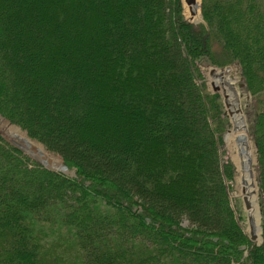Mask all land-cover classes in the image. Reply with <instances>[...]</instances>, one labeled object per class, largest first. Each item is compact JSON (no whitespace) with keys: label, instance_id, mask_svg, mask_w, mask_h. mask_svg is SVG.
<instances>
[{"label":"trees","instance_id":"obj_1","mask_svg":"<svg viewBox=\"0 0 264 264\" xmlns=\"http://www.w3.org/2000/svg\"><path fill=\"white\" fill-rule=\"evenodd\" d=\"M181 9L0 0V116L77 180L0 137V264H232L247 239L221 169L220 105L196 83L211 56L236 64L254 99L264 238V0H202L199 27Z\"/></svg>","mask_w":264,"mask_h":264},{"label":"rangeland","instance_id":"obj_2","mask_svg":"<svg viewBox=\"0 0 264 264\" xmlns=\"http://www.w3.org/2000/svg\"><path fill=\"white\" fill-rule=\"evenodd\" d=\"M201 3H202V0H199L198 10L200 13L201 21L197 24H194L186 16L185 7L187 8V5L184 3V0H181V7H182L181 15H182L183 19L195 27H199L203 23V19H202V15H201ZM197 67H198V70L201 74V81L196 80V83L200 86H203V90L206 94L208 93L209 95L214 96V98L216 100L215 103L218 106L220 105L219 113H217V117H219L217 122H220V124L219 123L218 124L221 125L222 128H221L220 132L216 134V140H217V144H218V148H219L218 151H219V156H220L221 169H222V166L224 167V165L230 166V171H229L230 180L227 181L226 178L224 177L225 186H226V190H227V196H228V200L230 203V207L233 211L235 224H236L237 228H239L240 231L246 236V239H247V243L245 245L238 246L236 248L235 252L237 254V258L234 260L231 257L232 264H264V248H263L264 238H263V234H262V228H261V232H259L261 241L257 242V244H254L249 239L247 216H246V212L244 210L243 201L240 197H236V195L239 194L238 189H237L238 184L236 181V167H235L233 160L231 158L232 151L228 148H225L224 141H223L224 134L229 132L230 129L232 128L231 122H230L231 119H230V115H229L230 108L226 107L224 102H223L224 99H223V94H222V90H221V88H222L221 85L212 83L213 82L212 78L209 76L210 73H212L211 67L215 68L216 69L215 71H217L218 74L221 76H224V75H222L224 73L225 74L229 73L228 77H230V79L233 82L232 87L235 88V90L237 91V93L239 95V100H240V105H241L240 110H241V113L243 114V117H244V121L246 124L245 126L247 129V135H248V138L251 142L250 144L253 148V157L255 159L254 164L252 165V169L255 172L256 186H257L256 202H257V206H258L259 211H260V205H259L260 190H259V186H258V172H257V162H256L257 156L255 153V146H254V142H253L252 135H251V129H250V126L252 125V121H253V117H254V111H253L254 99H253L252 95L249 92H247L245 88H243L241 86L242 80H241L240 74H239V67L236 64H233V63L231 64L230 62H229V64H227L225 62H222V60L218 59L217 57L211 56L208 58H204L200 62H198ZM214 86H215L216 92H214ZM8 124L10 126H12V124L10 122ZM21 132L23 133L22 130H21ZM26 137L29 141H32L28 136H26ZM4 141H6V140H4ZM43 150L46 153H48L49 155H51L52 157H55L61 161V159L59 157H57L56 155H53L52 153L46 151L44 148H43ZM28 158L32 162H34V163L40 165L42 168H44V166L42 164L34 161V159H32L31 157H28ZM61 163H62V161H61ZM50 167H51V170H47V171H50V172L57 174L59 176L66 177L67 179H69L71 181V183L72 182H74L75 184L77 183L76 182L77 181L76 180V174L74 176L68 177V176L60 173L59 170H56L55 168H53V166H50ZM81 187L85 188L86 186L82 185ZM131 209H132L131 207H127V209H125V210L129 213L131 211ZM141 218L143 219V216ZM260 224H261V211H260ZM179 227L183 230L182 233H191L187 229L188 223L186 221L183 220V222H181L179 224ZM181 239H183V238H181ZM251 247L253 248V251L250 255L249 249ZM257 253L259 254V256H257Z\"/></svg>","mask_w":264,"mask_h":264},{"label":"bare ground","instance_id":"obj_3","mask_svg":"<svg viewBox=\"0 0 264 264\" xmlns=\"http://www.w3.org/2000/svg\"><path fill=\"white\" fill-rule=\"evenodd\" d=\"M199 0H195V4L191 7L189 11L188 7H185L186 16L189 18L191 22L197 24L201 21L200 13L198 10ZM213 67V66H212ZM211 67L210 77L212 78V83L221 84L224 86L225 92L228 96V101L231 111V129L229 132L224 134L223 141L225 148H228L232 151L231 158L236 167V181H237V189L239 194L236 197L246 198L249 203L250 208L247 210L244 207L246 212V216L251 218V222L253 225L255 241H252L254 244H257L260 239V234L257 229L258 224V212H257V202H256V179L255 172L252 169V165L254 164L253 157V148L251 146V142L248 138L247 132L245 130L246 124L244 121L243 114L238 113L236 108H241L239 95L235 88L232 87V80L228 77L229 73H224L221 76L215 71V68ZM0 125L3 128L4 132L11 133L12 137L15 139L17 145L29 152L32 156L37 158H44L48 161L50 166H53L56 170L61 169V161L55 157H52L48 153H46L43 148L36 145L35 143L29 141L24 133L19 131L17 128L10 126L6 121L0 118ZM249 232V227H248ZM254 246V245H253ZM252 246V247H253ZM251 247V249H253Z\"/></svg>","mask_w":264,"mask_h":264},{"label":"water","instance_id":"obj_4","mask_svg":"<svg viewBox=\"0 0 264 264\" xmlns=\"http://www.w3.org/2000/svg\"><path fill=\"white\" fill-rule=\"evenodd\" d=\"M184 3L187 5L189 11L191 10V7L195 4V0H184ZM221 85V84H220ZM221 90H222V94H223V99H224V104L226 107H229L230 108V104H229V101H228V96L225 92V89H224V86L221 85ZM214 92H216V89H215V86H214ZM236 111L238 113L241 114V110L239 108H236ZM229 115L231 116V111L229 110ZM0 118L4 121H6L7 123H9L5 118L1 117ZM13 126V125H12ZM15 128H17L19 131L20 128L17 127V126H13ZM246 132H247V129L245 128ZM25 135L26 133L23 132ZM0 136L2 139L6 140L9 144H11L14 148H16L17 150L21 151L24 155H27L28 157H31L32 159H34V161L42 164L44 166V169L46 170H51V167H50V163L48 161H46L43 157L42 158H37V157H34L32 156L29 152L21 149L15 139L12 137L11 133L9 132H4L3 128L1 127L0 125ZM27 136V135H26ZM33 143H35L36 145L40 146L42 148V145H40L38 142L36 141H31ZM60 173L70 177V176H74L75 175V170L74 169H70L68 167H66L63 163H61V169L59 170ZM242 201H243V204H244V207L248 210L250 208L249 206V203L247 202L246 198L243 197L242 198ZM257 212H258V224H257V229L259 232H261V226H260V211H259V208L257 206ZM251 218L248 216L247 217V223H248V227H249V239L250 241H255V235H254V230H253V225H252V222H251ZM186 238H189V236H186ZM259 241H261V239H259Z\"/></svg>","mask_w":264,"mask_h":264}]
</instances>
